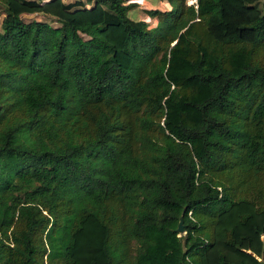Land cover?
<instances>
[{
  "label": "trees",
  "instance_id": "1",
  "mask_svg": "<svg viewBox=\"0 0 264 264\" xmlns=\"http://www.w3.org/2000/svg\"><path fill=\"white\" fill-rule=\"evenodd\" d=\"M142 1L0 0V264H264V0Z\"/></svg>",
  "mask_w": 264,
  "mask_h": 264
},
{
  "label": "rangeland",
  "instance_id": "2",
  "mask_svg": "<svg viewBox=\"0 0 264 264\" xmlns=\"http://www.w3.org/2000/svg\"><path fill=\"white\" fill-rule=\"evenodd\" d=\"M65 1L73 2L75 0H65ZM196 1L197 0H191L188 2V4L189 5L196 4ZM128 3H130V2H128ZM140 7H142V8L137 9L135 11V13L131 14V15H134V17L137 16L138 18H143L144 20H146V22H148V25L150 28L155 27L157 25L158 21L155 19H149L145 12L148 10H154V9H159V10H163V11L169 9L166 2L162 3V2H160V0H145V1H143V6H142V4H140ZM3 18H4V14L0 11V28L2 25ZM30 18H32V16ZM37 19L51 22L50 20L42 18V17L41 18L37 17Z\"/></svg>",
  "mask_w": 264,
  "mask_h": 264
},
{
  "label": "water",
  "instance_id": "3",
  "mask_svg": "<svg viewBox=\"0 0 264 264\" xmlns=\"http://www.w3.org/2000/svg\"><path fill=\"white\" fill-rule=\"evenodd\" d=\"M178 231H179L180 233H183V232H184L183 220H181V222H180V225H179Z\"/></svg>",
  "mask_w": 264,
  "mask_h": 264
},
{
  "label": "crops",
  "instance_id": "4",
  "mask_svg": "<svg viewBox=\"0 0 264 264\" xmlns=\"http://www.w3.org/2000/svg\"><path fill=\"white\" fill-rule=\"evenodd\" d=\"M141 4H142V6H143V1L141 2ZM140 8H142V7H140ZM142 20H144L143 18H141Z\"/></svg>",
  "mask_w": 264,
  "mask_h": 264
}]
</instances>
